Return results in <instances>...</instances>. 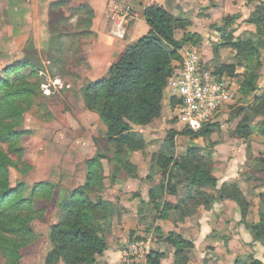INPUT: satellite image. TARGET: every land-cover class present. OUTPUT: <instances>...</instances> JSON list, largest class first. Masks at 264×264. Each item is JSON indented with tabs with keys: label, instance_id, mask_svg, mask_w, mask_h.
Masks as SVG:
<instances>
[{
	"label": "trees",
	"instance_id": "trees-1",
	"mask_svg": "<svg viewBox=\"0 0 264 264\" xmlns=\"http://www.w3.org/2000/svg\"><path fill=\"white\" fill-rule=\"evenodd\" d=\"M63 5V1H57L52 7ZM75 11H85L91 15L88 25L92 27L95 12L90 5L84 4ZM144 18L150 28L149 33L121 55L106 77L88 82L82 89L85 108L96 114L104 126V137L113 155L109 159L114 164L113 176L126 172L131 177L138 178V168L131 157L135 153H145L148 144L144 135L136 128L146 127L161 118L164 92L176 71L175 64L182 61L181 50L201 43L200 36L196 34H186L182 40L177 39L176 33L186 31L191 22L173 16L158 2L146 5ZM238 18V15L226 17L223 27L219 29L221 43L218 47L232 50L235 63L216 64L214 71L233 78L237 76L238 68L244 69L237 101L244 106L235 115L240 118V122L234 134L248 143L259 133L264 141V91L256 95L263 68L261 44L264 39V4L258 6L247 21L256 27V33L252 36L235 40V29L232 26ZM61 36L64 35L60 34V38ZM58 62L61 61L52 58L49 64L53 66ZM41 72L37 63L27 58L11 63L0 74V144L7 148L6 151L0 147L2 264H22L23 251L38 238L32 226L41 212L38 203L40 200L52 201L58 189L57 185L40 183L28 192L23 183L16 186L11 183L10 169L14 168L11 154L17 157L19 165L15 164L16 169L23 174L32 170L24 160L21 140L27 134L23 130L24 115L43 96ZM217 126L218 123L208 124L197 133L187 129L168 132L160 150L152 155L153 168L155 173L162 174V182L149 192V204L160 213V218H166L172 210L186 211L192 215L201 207L210 210L217 201H232L240 214V224L249 231L253 244H260L264 248V195L256 197L257 204L243 193L239 182L224 183L219 187V181L214 175V162L209 156L201 154L197 147H190L185 156L173 155L177 135L196 140L211 136ZM249 149L250 147L247 151ZM105 159L108 157L99 152L85 161V183L63 200L61 218L49 231L51 249L44 264H97L98 259L104 255L107 241L100 226L110 224L113 218L112 209L101 200L106 180L103 165ZM256 164L257 171L263 173L264 159ZM260 182L264 183L263 180ZM210 190H214L216 194H211ZM92 194L99 198L98 202L92 200ZM166 194L180 196L178 203L165 201ZM253 204L258 208V219L249 224L247 222L252 214ZM156 236L161 243L174 249L172 264H190L191 253L195 249L193 241L174 232L165 235L158 229ZM251 258L252 264H262L254 256ZM165 260L166 253L159 251H152L147 257L148 264H163ZM244 263L241 260L234 262Z\"/></svg>",
	"mask_w": 264,
	"mask_h": 264
},
{
	"label": "rangeland",
	"instance_id": "rangeland-1",
	"mask_svg": "<svg viewBox=\"0 0 264 264\" xmlns=\"http://www.w3.org/2000/svg\"><path fill=\"white\" fill-rule=\"evenodd\" d=\"M57 1H63L64 5L52 7V4ZM124 1L132 3L139 0ZM169 2L171 1H160L163 5ZM42 3L44 6H38L35 10L31 1L29 4L31 7L28 8L30 12L21 15L18 9L23 8V4H27V0H0V74L11 63L31 58L40 67L41 77H43L41 87L43 96L24 115L23 130L27 134L21 140V146L24 149V160L27 165L32 167V170L27 174H23L19 169H16L15 164L19 165V163L17 157L11 154L10 157L14 162V168L10 169L11 183L12 186L23 183L28 188V192L40 183L57 185L58 187L52 201L40 200L38 203V209L42 213L40 212L32 223L38 238L35 243L23 251L22 264H44L46 255L51 249L49 231L61 218L63 200L73 190L85 183V161L100 152L108 157L103 161V165L105 169L112 170L109 179L112 181L118 175L113 176L112 174L114 164L109 159H112L113 155L104 137V126L95 114L85 108L82 97V89L88 82H85L79 76L80 70L78 68L82 66L80 58L84 56L82 46L84 41L90 38L89 31L92 27L88 25L91 15L85 11L77 13L75 9L88 3H83L82 0H43ZM183 3L188 6L186 0ZM183 3L181 4L183 6L180 7L185 18L198 19L196 26L213 28L214 25L207 20L211 18L214 7L206 6L204 0H193V5L189 9ZM60 34L64 36L60 38ZM210 50L211 47L207 46L205 54H203L205 58L203 60L208 69L214 71L216 64L235 63V61H229L231 56L229 51H226L222 56L223 60L210 59ZM52 58L61 62L50 66L49 62ZM53 69H56V71H53ZM243 106L238 102L234 107L235 110L232 106L228 111L221 114L216 122L218 128L215 133L211 136L199 138L200 144L210 145L212 144L210 140L215 139L216 143H219L223 140L236 138L234 130L240 122V118L235 115ZM165 111L167 110L165 109ZM171 118L172 120H170L175 123L174 116H171ZM180 130L183 131L184 129L181 128ZM168 132L167 130L157 132V139L155 138L157 145H160L162 141L165 142ZM239 139H237L238 144L236 146H240V143L246 146L245 158H242L243 161L239 170L243 176L240 188L250 201L255 200L254 203L258 204L256 197L259 194L264 195V183L260 182V180L264 181V172L259 173L257 171L256 163L264 159V141L259 133L255 134L248 143ZM190 141H193V139L185 135L181 136L179 145L185 149H190ZM193 146L195 145L193 144ZM0 147L7 151L6 145L0 144ZM248 147L250 149L247 151ZM160 148L148 146L146 152L142 155L147 157L151 152L153 155ZM233 150L237 149L234 148ZM209 152L207 148L201 149V153L205 155ZM135 154L131 157L132 162ZM139 157L141 161L142 156ZM228 159L232 158L228 157ZM104 187L101 194L102 201H104L103 194L107 191L105 183ZM211 194L215 195L214 193ZM91 197L93 201H99L95 194H92ZM251 208L253 210L248 219L249 222H247L249 224L258 219L257 206L253 204ZM146 209L144 207L143 211ZM225 220L219 226L221 233H214L213 239H211L212 242L220 245L216 247H220L222 251L219 249V254L210 255L211 258L205 260L202 264H234L237 260L245 262L244 264H252V256L264 264V248L260 244H253L251 235L245 229V226L240 224L244 233L241 231L237 233V230H241V227L238 229L235 223L232 224L231 221ZM109 225V223H106L100 227L103 230V228L107 229ZM143 225L145 235L139 236L136 234L137 231H133L127 243L136 239L144 240L149 243L151 252L158 251L156 245L161 244L160 239L151 235L154 222L147 220L143 222ZM225 230L227 233H224ZM216 247L212 250L215 251ZM194 250L191 253V261L193 260ZM170 254L171 250H167V255ZM172 263L173 261L169 262V260L163 262V264ZM0 264H2L1 261ZM193 264L199 263L193 262Z\"/></svg>",
	"mask_w": 264,
	"mask_h": 264
},
{
	"label": "crops",
	"instance_id": "crops-1",
	"mask_svg": "<svg viewBox=\"0 0 264 264\" xmlns=\"http://www.w3.org/2000/svg\"><path fill=\"white\" fill-rule=\"evenodd\" d=\"M31 1L35 10H37L36 7L38 6H44L42 3L43 0H27V4H23V8L18 9L21 15H26L30 12L28 11V8L31 7L29 5ZM170 1L171 2L166 5L160 4L173 16L191 22V26H189L186 31H179L176 33L177 39L182 40L186 34H196L201 38V43L198 46L184 47L180 52L181 57L185 55L187 49L197 48L200 51L202 58L205 60L203 54H205L206 47L209 46L211 47L210 59L223 60L222 56L226 51H229L231 55H229L230 62L235 61L232 50L229 48L218 47L221 43V33L219 29L224 25L223 20L228 16L238 15L239 18L232 26V28L235 29L234 38L235 40L247 38L256 33V27L248 24L247 21L257 7L264 4V0H204L206 6L214 7L211 18L207 20L214 26L209 29L204 26H196L198 19L184 17L183 10L180 7L183 6L181 4L184 0H180L179 2L174 0ZM82 2L88 3V5L91 6L95 12V17L92 22L90 38L85 40L82 46L84 56L80 58V64L82 66L78 68V70H80L79 76L83 78L85 82H96L107 76L111 66L118 61L121 55L130 46L134 45L140 38L149 33L150 28L144 18V10L147 4L142 0L132 3L126 1L137 10H140L142 16L138 22L128 27L125 37L119 39L111 34L113 23L108 15L106 5L107 0H82ZM186 2L188 3V6L186 3L183 4L189 9L191 5H193V0H186ZM211 40L216 43H212ZM261 56L263 68L259 80V91L256 95H259L264 91V39L261 44ZM175 68L176 70L179 68V63L175 64ZM243 74L244 69L238 68L237 76L232 78L235 82L239 97V83ZM173 105L170 94L165 90L161 118L154 120L146 127L136 128L137 131L144 135L148 146L151 148H156V146L157 148H160L163 144L162 141L160 145H157V141H155L157 139L156 136H158L157 132L160 133L162 130H175L180 132L181 128L184 130L186 129L184 125L179 123L175 118ZM165 109L167 111H165ZM233 110L235 109L233 108ZM171 116H174V119H176L175 123L171 121ZM149 133L150 135H148ZM181 136L184 135H177L175 138V149L173 151L175 157L188 154V149L179 145V139ZM234 139L223 140L219 143H216L215 139L210 140L213 146L212 144L205 145L206 143L200 144L199 139L190 141L191 145L189 144V147L199 148L200 152L201 149H209L210 152L207 155L214 162V175L219 181V187L224 183L233 181H238L242 184L241 181L243 180V176L240 174L239 170L243 161L242 158H245L246 146L243 143H240V146H236L238 144L237 139L239 138L236 137ZM193 144L195 146H193ZM234 148L237 150H233ZM151 153L147 155V157L142 155L143 153H136L133 157V162L138 168V178H133L126 172H119L116 178L111 181L109 178L112 170L110 171L104 167L105 177L107 178L105 181L107 191L103 194V200L108 204L109 208L112 209L113 218L109 227L107 229L103 228L107 241V249L104 255L98 259L99 264H121L122 248L126 245L127 240L133 234V231H137L138 233L136 234L139 236L145 235L143 231L145 228L143 222L147 220L154 222V227L151 230L152 236L157 237L158 229L165 235L174 232L193 241L195 244V250L193 252L192 261L194 263L198 262L199 264L204 263L205 260H209L211 258L210 255L219 254L221 249L216 246L220 245L212 242L211 239H213L212 236L214 233H221L219 226L223 220L226 219L225 221H231L232 224L235 223L236 228L239 229L241 227V230L236 229L237 233L238 231L244 233L242 225H240V214L236 204L232 201H217L210 210H205L201 207L192 215L186 211L172 210L168 213L166 218H160V213H157L153 205L149 204V192L157 188L162 182V174L155 173V169L153 168L154 164ZM139 156H142L141 161ZM228 157H231L232 159L227 160ZM181 190L182 189H180L179 194H181ZM210 192L216 194L214 190H210ZM135 195L138 196L136 197ZM179 199L180 196L165 195V201L172 204H177ZM144 207L147 209L143 211ZM224 233H227V231L225 230ZM245 233L247 232L245 231ZM156 247L159 252L166 253V259L169 260V262L174 260V249L170 245L161 243L157 244ZM214 247H216L215 251L212 250ZM167 250H171L169 256L167 255ZM192 261L190 264H193ZM145 264H148V262L146 261Z\"/></svg>",
	"mask_w": 264,
	"mask_h": 264
},
{
	"label": "built area",
	"instance_id": "built-area-1",
	"mask_svg": "<svg viewBox=\"0 0 264 264\" xmlns=\"http://www.w3.org/2000/svg\"><path fill=\"white\" fill-rule=\"evenodd\" d=\"M142 1L148 4L160 3L161 0ZM106 5L113 23L111 34L123 39L128 27L141 19V11L124 0H107ZM166 91L173 101L175 118L194 133L216 123L221 114L237 103L239 97L234 80L208 69L197 48L186 50L179 68L169 79ZM149 254L148 242L133 240L124 246L121 264H145Z\"/></svg>",
	"mask_w": 264,
	"mask_h": 264
}]
</instances>
